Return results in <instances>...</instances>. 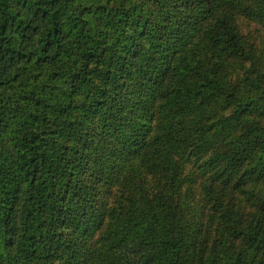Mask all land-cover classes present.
<instances>
[{
    "label": "trees",
    "instance_id": "obj_1",
    "mask_svg": "<svg viewBox=\"0 0 264 264\" xmlns=\"http://www.w3.org/2000/svg\"><path fill=\"white\" fill-rule=\"evenodd\" d=\"M244 22L264 0H0V264H264Z\"/></svg>",
    "mask_w": 264,
    "mask_h": 264
},
{
    "label": "rangeland",
    "instance_id": "obj_2",
    "mask_svg": "<svg viewBox=\"0 0 264 264\" xmlns=\"http://www.w3.org/2000/svg\"><path fill=\"white\" fill-rule=\"evenodd\" d=\"M243 20H247V19H243ZM241 31L244 34L249 36L247 38L244 37V40L246 42H249V40H252L256 44L264 47V22L257 24V27H254L253 25H249V23L244 22V27H243V29H241ZM201 170H202V168H201Z\"/></svg>",
    "mask_w": 264,
    "mask_h": 264
}]
</instances>
